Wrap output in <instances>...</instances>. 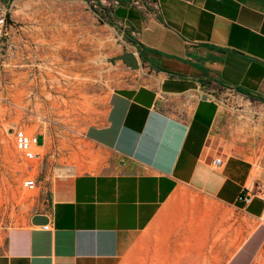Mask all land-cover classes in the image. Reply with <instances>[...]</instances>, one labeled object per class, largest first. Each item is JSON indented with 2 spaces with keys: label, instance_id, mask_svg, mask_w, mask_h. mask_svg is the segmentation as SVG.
Returning a JSON list of instances; mask_svg holds the SVG:
<instances>
[{
  "label": "crops",
  "instance_id": "obj_1",
  "mask_svg": "<svg viewBox=\"0 0 264 264\" xmlns=\"http://www.w3.org/2000/svg\"><path fill=\"white\" fill-rule=\"evenodd\" d=\"M159 2L98 0L94 12L153 70L111 90L83 131L105 152L99 165L59 181L31 213L50 228L30 219L0 231V264L258 263L264 200L238 195L259 158L264 171V136L197 91L232 85L264 98V0Z\"/></svg>",
  "mask_w": 264,
  "mask_h": 264
},
{
  "label": "rangeland",
  "instance_id": "obj_2",
  "mask_svg": "<svg viewBox=\"0 0 264 264\" xmlns=\"http://www.w3.org/2000/svg\"><path fill=\"white\" fill-rule=\"evenodd\" d=\"M99 8L98 0L11 5L0 46V231L47 208L59 181L99 165L105 152L85 141V126L113 88L148 80L147 69L119 57L131 42L116 23L94 12ZM12 127L46 135L41 161L23 157ZM28 172L38 180L33 189L23 186ZM259 258L257 264H264V244Z\"/></svg>",
  "mask_w": 264,
  "mask_h": 264
},
{
  "label": "built area",
  "instance_id": "obj_3",
  "mask_svg": "<svg viewBox=\"0 0 264 264\" xmlns=\"http://www.w3.org/2000/svg\"><path fill=\"white\" fill-rule=\"evenodd\" d=\"M102 3L116 5L120 0H100ZM135 5L146 8L148 5L154 8V11L160 10L159 0H131ZM11 14V8L8 4H0V46L3 36L8 33V19ZM131 51H134L139 60V66L147 69L150 74L153 70L150 63L144 61L139 53V49L131 44ZM200 97H206L217 103L220 110H226L234 119L235 123L248 126L249 135H255L257 138L264 136V98L243 91L232 85H210L207 88H199L197 91ZM12 134L17 149L23 157L31 162L41 161L44 157V143L41 139V132H30L24 127H12ZM253 133V134H252ZM213 162L217 166L224 163V157L219 155ZM34 167L30 164V170ZM256 173L252 175L248 185L243 187L238 195V199L249 203L254 197H260L264 200V171L261 159L254 163ZM38 180L36 176L28 174L23 179V186L28 189L37 187ZM43 228L51 227V222L40 224Z\"/></svg>",
  "mask_w": 264,
  "mask_h": 264
},
{
  "label": "water",
  "instance_id": "obj_4",
  "mask_svg": "<svg viewBox=\"0 0 264 264\" xmlns=\"http://www.w3.org/2000/svg\"><path fill=\"white\" fill-rule=\"evenodd\" d=\"M119 57L127 60L132 67H135V68L139 67V60L136 54L134 53V51H131V50L126 51L123 54L119 55ZM31 220L33 223L42 224L48 220V216L43 213H37L31 217Z\"/></svg>",
  "mask_w": 264,
  "mask_h": 264
},
{
  "label": "bare ground",
  "instance_id": "obj_5",
  "mask_svg": "<svg viewBox=\"0 0 264 264\" xmlns=\"http://www.w3.org/2000/svg\"><path fill=\"white\" fill-rule=\"evenodd\" d=\"M94 42V41H93ZM106 46V45H105ZM138 58V57H137ZM76 76V75H75ZM77 79V78H76ZM256 172H254V174H255Z\"/></svg>",
  "mask_w": 264,
  "mask_h": 264
}]
</instances>
